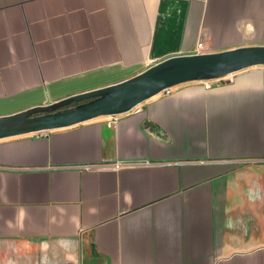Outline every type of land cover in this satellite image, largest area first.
I'll use <instances>...</instances> for the list:
<instances>
[{"label": "crops", "instance_id": "obj_1", "mask_svg": "<svg viewBox=\"0 0 264 264\" xmlns=\"http://www.w3.org/2000/svg\"><path fill=\"white\" fill-rule=\"evenodd\" d=\"M251 44L264 0H0V115ZM0 264H264V64L0 138Z\"/></svg>", "mask_w": 264, "mask_h": 264}, {"label": "water", "instance_id": "obj_2", "mask_svg": "<svg viewBox=\"0 0 264 264\" xmlns=\"http://www.w3.org/2000/svg\"><path fill=\"white\" fill-rule=\"evenodd\" d=\"M264 64V44L167 57L117 83L73 94L56 102L0 115V138L74 125L101 115L131 110L168 86L224 77Z\"/></svg>", "mask_w": 264, "mask_h": 264}, {"label": "built area", "instance_id": "obj_3", "mask_svg": "<svg viewBox=\"0 0 264 264\" xmlns=\"http://www.w3.org/2000/svg\"><path fill=\"white\" fill-rule=\"evenodd\" d=\"M204 52V51H203ZM206 52V51H205ZM207 80H209V79H207ZM177 85H173V86H168V87H166V88H164L161 92H160V94H164V95H167V94H170L174 89H175V87H176ZM159 94V93H158ZM136 163H138V162H136ZM139 163H141V164H150L151 163V161H149V160H145V161H142V162H139ZM131 164H135L134 162H122V161H117V162H115V164H114V166L116 167V168H120V167H122V166H127V165H131ZM83 168H85V169H93V168H97V167H99V165L98 164H94V163H85V164H82L81 165Z\"/></svg>", "mask_w": 264, "mask_h": 264}, {"label": "rangeland", "instance_id": "obj_4", "mask_svg": "<svg viewBox=\"0 0 264 264\" xmlns=\"http://www.w3.org/2000/svg\"><path fill=\"white\" fill-rule=\"evenodd\" d=\"M232 75V73H230ZM227 76V75H226Z\"/></svg>", "mask_w": 264, "mask_h": 264}]
</instances>
